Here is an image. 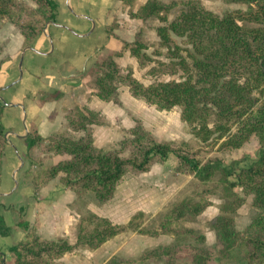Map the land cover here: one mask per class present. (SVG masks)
I'll return each mask as SVG.
<instances>
[{"label": "trees", "instance_id": "obj_1", "mask_svg": "<svg viewBox=\"0 0 264 264\" xmlns=\"http://www.w3.org/2000/svg\"><path fill=\"white\" fill-rule=\"evenodd\" d=\"M121 10L130 19L156 18L158 48L147 52V44L140 31L132 42L122 41L119 49L99 56L84 78L92 82L91 94L104 102L120 104L117 91L125 86L132 97L158 110L180 107V119L189 128L192 140H156L139 119L128 130L130 137L122 140V149L103 151L95 146L90 126L101 122V114L87 108V115L64 114L66 127L80 132L77 137L56 131L41 136L36 131L25 137L26 155L39 163L51 154L65 155L54 163L42 165L31 174L30 182L36 191L54 178L65 188L80 194H91L97 204L110 200L119 180L129 172L139 173L154 163L163 162L173 154L181 171L193 174L201 181L221 174L223 194L218 214L210 220L215 245L206 244L204 233L185 226L211 201L207 190L196 196H186L159 217V222L148 226L142 222L143 211L134 213L127 222L118 224L108 217L87 212L79 217L74 242L65 237L46 239L36 233L38 219L33 224L20 220L25 230L22 241L8 248L6 260L0 252V264H63L60 259L83 245L96 249L122 232H135L150 237L161 234L172 236L173 242L144 250L137 259H110L105 264H136L138 260H159L163 264H215L229 261L241 251L244 264L264 262V0H221L239 3L244 7L217 13L202 0H119ZM52 0H0V20H6L18 29L28 44L41 33L46 22L55 15ZM117 22V21H116ZM116 27V26H115ZM111 24L106 26L112 32ZM125 51L141 67L150 65L148 73L155 77L141 82L126 67L123 70L115 60ZM1 54V48H0ZM163 55L166 60L156 59ZM3 59L0 57V66ZM181 71L178 79H157ZM60 91L49 94L51 99ZM3 106L0 100V159L6 139L2 123ZM255 138L258 157L235 173L224 165L221 157H201L203 144L217 145V149H238ZM129 150L128 156L120 153ZM241 188L252 196L255 214L242 230L235 227V216L244 197L233 191ZM7 228L0 217V232Z\"/></svg>", "mask_w": 264, "mask_h": 264}, {"label": "rangeland", "instance_id": "obj_2", "mask_svg": "<svg viewBox=\"0 0 264 264\" xmlns=\"http://www.w3.org/2000/svg\"><path fill=\"white\" fill-rule=\"evenodd\" d=\"M202 1L207 8L217 13H222L226 10H230L234 8L244 7L239 3H225L221 0H202ZM137 4H140L138 0H137ZM121 11H118L117 13H120ZM124 15L127 16L125 10H124ZM120 17L119 16L117 17V14L114 15L112 22L110 23L111 27H113L112 31L114 29L119 28L120 22L122 23V21H119ZM122 19H124V17H122ZM136 21L139 22L132 21L131 25L125 24L123 26L126 31L128 30L130 32L129 36L131 40L127 42H132L135 38V34L138 31H140L141 34L140 38L148 46L147 52L151 53L154 49L158 48V37L156 35L155 26L159 24V21L156 18H148L146 20L136 19ZM125 23H127V21H125ZM18 35L21 36L23 39V36L19 33L15 25H13L12 23L6 20H0V48H1L0 57L3 59L0 66V71L3 67V64L8 61L10 54H8L7 51L8 49H12L14 47L15 45L14 41L15 38L18 37ZM5 38L8 39L9 41L6 40ZM30 43L25 44L23 39L24 46H28ZM120 46L115 49H119ZM115 49H110L106 51H96L97 59L95 63L98 61L100 55ZM153 57L156 59L166 60V58L163 55L153 54ZM115 60L123 70H125L126 67L132 68L133 74L141 82L145 84H148L155 78L148 73V69L151 64L146 67H141L136 61V59L128 54V51H125L121 56L115 57ZM87 72H85V74ZM180 76H181V71H179L175 75L164 74L159 76V78L157 79H170V78L178 79ZM84 83L85 86L83 88V93H79V96L82 94L83 96H85L88 102L91 97H96V96L91 94V90L93 89L92 88L93 84L91 80L88 79V77L85 78ZM53 91L55 90L51 89L47 91L45 95L49 97V94H51ZM127 95L131 96L127 88L125 86H120L117 91V98L119 100L121 98L123 102L120 100L121 103L118 104L113 101H109V102H113L115 105L119 107H124L125 110L121 108L118 109L117 107V109L115 110L111 109V110H107L106 113H102L100 109L91 108L84 103L81 104L82 107L73 106L72 109L69 108L70 110H66L64 114L68 112L69 114H73L77 116L87 115L88 114L87 108L98 111L101 114V122L99 124L91 125L90 128L92 131L93 141L95 146L99 147L103 151H118L122 149L121 141L127 140L130 137L128 130L134 125L135 119H139L141 123L144 125V127L150 130L154 138L158 141L194 139L193 135L190 134L189 132V128L187 124L181 121L179 117L180 107L174 106L169 110H158L154 106L149 105L144 101L136 99L134 97L133 98L135 100L131 99L130 101H128L125 97ZM100 102H104V101L100 100ZM77 105H80V102H77ZM81 110L82 112L79 114ZM117 111H121L122 116L118 115ZM64 114H63V127H62L63 129L61 130L58 129L50 133L58 131L66 136L77 137L78 135H80V132L71 131L66 127ZM124 115H126L125 118ZM9 116L10 114L8 115V117H4V123H3V110H2V123L4 126V138L6 139V141L0 159V177H1V171H3V169L6 170L13 169L14 173L15 172L18 173L16 176L17 178L12 180L11 189L12 190L16 189L15 193H19L24 188L23 183L28 182V184L34 189L35 194L38 197V195H40L39 194L40 189L36 191L35 188L33 187L32 183L30 182L31 174L34 173L35 171L40 170L42 165H49L62 158H65L66 156L59 154H51L49 156H46L43 161H39V163L31 162L26 155L25 138L23 140L17 139L14 135L9 134V131L13 130L14 128L13 124L12 126L10 125V121L8 120L10 119ZM127 119L130 122H128ZM19 129L21 132L22 131L23 133L25 132L24 134L25 137L29 132H33V131L37 132L36 127L33 124L30 125L26 121L24 123H20ZM217 147H218L217 145L211 147L210 144L207 143L203 144L201 157H203V159H207L210 156L221 157L223 164L230 166L233 170V174L229 176L230 181L235 180V173L238 171L240 166H244L249 162L255 160L260 152L258 142L255 138H251L247 143H245L242 147L238 149H231V150L223 149V148L217 149ZM21 152H25V153L23 154ZM128 154H129V150L127 148L120 153V155L122 156H128ZM220 176L221 174L219 172H215L212 179L208 181H201L193 174H187L181 171V166L178 159L175 157V155L169 154L164 159L163 162L154 163L147 171L139 172V173L129 172L126 175H124L116 185L113 197L103 204H97L91 194L82 193L78 196V194L75 191L63 187L58 177L57 180L63 188L70 190L76 194L75 200L69 204V209L71 210L72 213H76L77 222L81 215L86 214L87 212H94L98 215L108 217L114 223L122 224L127 222L130 216H132L137 211H143L144 215L141 219L142 222L143 221L144 223L148 222V226L151 225L154 226L159 222V217L162 214L166 213L174 204L182 200L184 197L186 196L195 197L202 190H207L208 191L207 195L211 201V204L208 205L193 220L185 221L184 225L192 227L198 232L204 233L206 237V244L210 246H214L215 245L214 232L211 229L209 223L210 220L215 215L218 214L219 212L218 206L222 202L220 196L223 194V189L221 186L222 183L220 181ZM20 179H23L24 182H22ZM233 191L238 195L244 197L245 199L244 202L237 209L235 216V227L238 230L242 231L252 220L255 214V208L252 205L251 195H244L241 188L238 186L233 187ZM18 195L19 194H13L12 196H8L4 198L3 201L7 203L15 202L17 199H19ZM90 208L97 212L92 211ZM18 213H17L18 223L20 220L26 219L28 221L23 207H20ZM35 219H38V217L36 216ZM35 219L32 221V223L28 221L29 224H33ZM36 233H37V229H36ZM141 236H146V235H141L129 231V232H122L116 235L114 238H112L114 240L110 239L112 240V242H110V244H108L107 247H111V245H113L114 249H116L113 250L115 251V255L105 260L103 264H105V262L110 259H119V258L137 259L144 250L156 248L161 245L170 244L173 242L174 239L170 235L161 234L157 236V237H161L160 238L161 239L160 241H162L161 244L152 247H146L149 242L145 240V238H136ZM143 246L145 248H143V250L138 255L130 256L131 253L135 252L137 249ZM78 247H85V246L80 245ZM78 247L76 249H78ZM90 250H95V249H90ZM9 258L10 256L5 259L8 260ZM98 260H101L100 256ZM149 262L163 264V262L159 260H138L136 264H144ZM70 263L80 264L78 262V259L75 257L70 259ZM177 264H188V262L181 259L177 262ZM215 264H244V256L241 251H237L236 256L231 260L225 262H216ZM261 264H264V262H262Z\"/></svg>", "mask_w": 264, "mask_h": 264}, {"label": "crops", "instance_id": "obj_3", "mask_svg": "<svg viewBox=\"0 0 264 264\" xmlns=\"http://www.w3.org/2000/svg\"><path fill=\"white\" fill-rule=\"evenodd\" d=\"M52 1L56 5L54 18L28 46L23 45V39L18 35L14 47L8 49L10 57L0 71L3 123L4 117L10 114L8 120L14 128L9 134L17 139L25 138V132L19 129L20 123L25 121L33 124L41 136L63 129L64 112L73 106L82 107L81 104L84 103L91 108L100 109L102 113L115 110L117 107L125 110L113 102H100L96 97H91L87 102L85 96L82 94L79 96V93H83L85 72L95 64L96 51L115 49L123 40L130 41V32L123 26L131 25L132 21H139L124 15L120 10L119 0ZM138 1L142 3L145 0ZM118 11L121 12L117 13ZM115 14L117 17L121 16L119 21L122 23L120 22L119 28L109 33L106 26L112 22ZM51 89L60 91L62 96L57 99L47 97L45 94ZM125 97L128 101L135 100L130 95ZM120 100L122 101L121 98ZM77 102H80V105H77ZM81 112L82 110L79 114ZM117 112L122 116L121 111ZM5 170L1 171L0 177V217L7 228L5 233L0 232V252L4 254V258L10 256L8 248L22 241L25 236V230L17 221L20 207L24 208L30 223L36 216L38 217L37 233L40 237L46 239L65 237L73 242L76 238L77 215L71 212L69 204L75 200L76 194L63 188L57 178L41 188L38 197L28 182L23 183L22 191L15 193L16 189H11L12 180L17 178L18 172L14 173L13 169ZM20 180L24 182L23 179ZM13 194H19V199L9 203L3 201ZM136 238H145L149 242L146 247L162 243L161 237ZM112 240L95 250L78 247L75 251L65 254L61 261L64 264H71L70 259L75 257L80 264H103L105 260L115 255L113 250L116 249L113 245L107 247ZM143 248L145 247L137 249L130 256L138 255ZM99 256L101 260H98Z\"/></svg>", "mask_w": 264, "mask_h": 264}, {"label": "water", "instance_id": "obj_4", "mask_svg": "<svg viewBox=\"0 0 264 264\" xmlns=\"http://www.w3.org/2000/svg\"><path fill=\"white\" fill-rule=\"evenodd\" d=\"M48 23V22H47Z\"/></svg>", "mask_w": 264, "mask_h": 264}]
</instances>
